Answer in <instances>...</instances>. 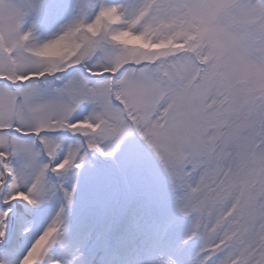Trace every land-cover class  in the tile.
Listing matches in <instances>:
<instances>
[{
    "label": "snow or ice",
    "instance_id": "snow-or-ice-1",
    "mask_svg": "<svg viewBox=\"0 0 264 264\" xmlns=\"http://www.w3.org/2000/svg\"><path fill=\"white\" fill-rule=\"evenodd\" d=\"M0 264H264V0H0Z\"/></svg>",
    "mask_w": 264,
    "mask_h": 264
}]
</instances>
